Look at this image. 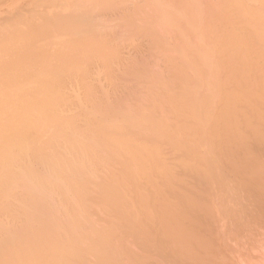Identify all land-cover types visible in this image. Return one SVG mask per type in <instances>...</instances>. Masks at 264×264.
<instances>
[{"label": "bare ground", "instance_id": "obj_1", "mask_svg": "<svg viewBox=\"0 0 264 264\" xmlns=\"http://www.w3.org/2000/svg\"><path fill=\"white\" fill-rule=\"evenodd\" d=\"M42 1L38 4L42 5ZM55 1L50 0L52 5ZM120 1L84 0L81 5L76 3L80 5L78 8L73 4L76 8L69 14L63 15L60 11L57 14L53 10L55 15L41 14L40 20L32 14L33 20L32 15L30 17L24 10L23 6L27 9V3L20 9L29 14V19L24 16L19 18L21 15L16 17L18 13L12 18L17 11L20 14L19 8L12 12L11 18L5 15L6 10L4 14L0 10L7 17L6 23L10 24L7 26L3 24L5 19H2L3 23L0 19L3 27L0 29V218L15 215L14 218L11 216V220L16 222L21 219L17 221L20 223L18 226L9 223L0 225L3 232L0 235V264H88L91 258H96L97 262L90 264H122L121 260L125 264H145L149 263V256L158 255L156 252V255L150 253L156 243L164 241L162 243L165 244L168 239L177 246L174 248L184 250V255L193 253L188 255L187 262L192 256H202L195 248L199 251L204 249L205 253L208 240L204 243L202 238L207 235L203 230L206 228L201 225L203 228L201 233L198 231L199 236V226L193 223L199 220H191L190 215L193 212L209 213L205 205L209 204L207 201L212 199V195L207 196L210 195L207 189L225 187L226 193L223 188L214 189L218 193L223 190L225 194L216 193L220 198L224 196L221 211L225 209L232 214L236 209L231 205L232 211L229 206L236 201L235 205H240V202L244 204L239 206L243 208L242 213H246V207L255 206L253 203L245 205L249 200L246 190V194H243L246 199L240 195L255 183L256 187L261 182L260 172H264V0H209L205 4L202 3L205 0H159L155 5L149 2L150 8L147 5V9L136 5L139 12H147V15H140L134 9L131 15L123 17L126 21L129 19L131 24L122 21V18L119 26L124 27L126 39H133L138 33L152 39L147 44L155 69L160 55L164 53L160 62L163 59V63L167 61V66L162 63L167 71L157 74L154 67L149 68L150 63L145 62L147 67H142L144 71L135 70L138 72L136 76L139 75L137 82L145 86L138 87H142L143 92L125 100L123 104L108 105L105 100L96 102L88 80L94 67L105 65L103 69L106 72L103 73L112 74L114 66H111V61L114 60L112 65L119 61L118 48L113 42L116 32L113 31L114 35L110 32L112 39L107 32L112 31L109 30L111 23H105L106 26L102 24L103 28L107 27L104 33L100 31L102 36L99 33L101 25L100 28L98 26L106 20L103 19L106 16L101 18V23L96 22L106 9L116 10L120 3L123 7L124 0ZM207 2H212V5L217 3L210 6ZM10 5L7 4V7ZM99 11L104 12L100 15ZM42 12L45 9L36 11ZM94 13L98 17L95 14L94 18ZM137 13L141 20L145 17L143 21L138 19L139 16L136 18ZM8 18L11 20L8 21ZM146 20L153 22L149 25L144 22ZM137 23H141L142 28L141 25L135 27ZM158 27L162 28L161 34ZM125 28L132 33L130 38ZM132 31L138 33L133 35ZM167 33H171V40ZM56 37L60 42L53 41ZM54 43L59 46L55 48ZM114 48H117V53ZM156 58L158 62L153 60ZM94 62H99L100 66L96 63L95 66ZM110 74L106 75L111 83L114 77ZM102 76L105 77L104 74ZM69 82L79 84V88L82 86L85 93V97L81 95L84 101L77 98L81 101H77L76 105H79L80 113L72 115L66 112L72 102V98L67 96V88L71 85ZM146 86L147 90H143ZM224 167H229L237 181L230 178L231 171ZM224 170L227 175L229 172L230 182L236 189L231 187L227 176L224 177ZM192 175L197 177L199 183L195 177L194 180L199 185L187 180ZM263 184L258 186L263 189ZM238 186L244 188L240 195L237 194ZM228 189L236 198L231 199L234 202L229 199L232 196ZM260 191L264 193V190ZM227 194L230 195L227 196L230 204L227 203ZM254 197L250 198L256 203L255 199L260 198ZM214 199L216 201L218 198ZM215 201H209L211 209H216L213 208L217 203ZM256 206L259 209L260 205ZM100 208L104 214L100 213ZM96 209L100 213L96 217L102 216V220L99 217L94 220ZM212 211L216 216V211ZM226 212H219V217L223 214L227 218L229 213ZM238 212L241 213V210L238 209ZM238 212L236 210L234 213ZM204 215L203 222L206 216L207 221L211 217L212 220L218 218L210 214L204 218ZM223 216L217 219L221 226ZM99 221H103L102 224ZM219 223L216 224L221 227ZM207 225L211 227L213 224ZM211 229H208L209 232ZM133 237L145 246L155 244L150 251L145 249L149 251V256L143 250L145 246L139 249L141 245L137 244L138 240L137 243L133 242L137 245L132 244L136 246L132 249H137L139 245L138 249L147 255L149 261L146 259L145 262L144 255L138 256L133 252L135 249L132 251L129 248ZM207 244L206 250L209 248ZM164 246L158 244L156 248ZM166 250L163 252L167 254ZM212 250L211 253L214 252ZM173 252L169 250V253ZM181 252L177 253L181 256L174 252L176 258L178 256V259L175 258L177 262L187 257ZM174 254L171 256L173 259ZM201 256L197 259L198 263L197 257L192 258L190 263L199 264L201 261L206 264L208 256L221 260V255L220 259L215 257L216 254ZM171 257L166 258L167 261ZM204 257L206 260H203ZM153 258L151 261L157 259ZM181 261L180 264H185ZM154 263L158 262L155 260Z\"/></svg>", "mask_w": 264, "mask_h": 264}, {"label": "rangeland", "instance_id": "obj_2", "mask_svg": "<svg viewBox=\"0 0 264 264\" xmlns=\"http://www.w3.org/2000/svg\"><path fill=\"white\" fill-rule=\"evenodd\" d=\"M1 1H3V2H5V3H3V2L0 3V7H1L0 10L2 11L3 14H4L5 10H6V12L9 11L11 14H10L9 12H7L8 14L5 12V15L8 16V17L12 15V12H16L17 9L19 8V10H20V14H19V11H17L16 13H14V14H13V17H12L13 19H14V15L18 13L17 15H15L16 17H19V16L21 15L19 18H22V16H24L25 18L27 17V18L29 19V14H30V17H31L32 14H34V15H36L35 18H38V20H40L41 18H39V15H41V14H43V15L45 14V15L51 16L52 14L55 15L54 13L57 12V11H60L63 15H64L65 13L69 14V11L72 12V10H74L76 7L78 8V6H80L81 4H83V3H81V2L84 1V0H75V1H74V0H72V1H71V0H66V1L63 0L62 2H61V0H59V3H58V0H57V1L54 0V1L56 2V3H54V5H52V2H50V0H49L48 2H47V0H46V1H45V0H43V1H42V0H37V2H35L34 0H12V1H9V0H7V1H6V0H1ZM1 1H0V2H1ZM14 1H15V3H14ZM29 1H31L33 4L30 3ZM33 1H34V2H33ZM39 1H42V2H41L42 5L38 4ZM124 1H125V0H124ZM124 1H123V3H124V4H123V7H121V6H122V3H120L118 9H116V10L114 9L115 11H114L113 9H110V8H109V9H106V11H107V10H108V11H110V10L112 11V12H111V11H110V12L107 11L108 14L106 13V11H105V12L103 11L104 14H106V15L102 14L103 12H100V11H99V12H100V15L102 14V16H101L99 19L97 18V20H99V21L96 20V21H97L96 23H98V22L101 23V20H102L101 18H103V16H106L105 18H103V19H106V20H103V22H102L101 24H99V26H98V27L100 28V25H101V28L99 29V33H100V31L104 33V31L106 30L105 28H107V27H105V26H106L105 23H106V24H108V23H109V24H110V23L112 24V25L110 24V26H111L112 29L107 25V26L110 28L109 30H112V31H107V32H109L108 34H110V32H111V33L114 35L115 33H114L113 31H115L117 35H116V34L114 35L115 40L113 41V40H111L112 37H113V35L111 36V34H110L111 39H109V40H111V41H113V42L115 43V45H114V44H113V45H114L115 47L118 48V49L116 48V49L118 50V55L121 56V57L119 56V58H117V60H119V61H117V64L115 63V64L112 65V62H114V60L111 61V66H114L113 69H112V72H113V73L111 72L112 74H110V72H107V73H109V74L112 76V78L114 77V78H113L114 81L112 80L111 83L109 82V78H108L109 76L107 77V75H106L107 73H103V72H106V70L103 69L104 67L106 68L105 65H104L103 67H102V65H101L100 68H98V66H97L96 69H95V67H94V69H95L96 71H95L94 69L90 70V73H91V71H92V74H90L91 77L89 76V78H91V79L88 80V81H89L88 83L90 84V86H91V88H92V90H93V97H94V99L96 100V102H99V101H103V100H105V101H106V104H108V105H115V104H118V102H119V103L121 102V103L123 104V102H125V100L127 101V99H129V98L132 99L133 96H135V95L137 96L138 93L143 92V91L141 90L142 87L138 89V87H140V86L143 85V84H140V85H139V82H137V80H138V76H139V75H138V76H136V75H137V73H138L137 71H140L141 69L144 71V69H146L147 65L144 64L145 62H146V63H150V64L148 65V66H150L149 68H151V67L153 66V67H154L153 69L155 70L154 72H156L157 74H158V73H162V72L167 71V69L164 70V68H163L164 65L167 63V61L165 60V61H166V62H164L165 64L163 63L164 59H163V61L160 62V60L162 59V57L165 55L164 53L161 54V55L164 54L163 56L160 55L161 59L159 60V62L157 61V60H158V59H157L158 57H157L156 59H153V60H156V61L158 62V63L156 64L157 67H156V69H155V66H154V65H155V62L152 61V58H151V55H150V51H151V50H149V47H148L149 45L147 44L148 41L151 42L152 39H149V38H147V37L145 38L144 36H142L143 33L139 35L138 32H134V31H132V32H134L133 35H134L135 33H138L139 36L136 34L137 37H136V36H135V37L132 36L133 39H126V31L124 30V27H121L122 25L119 26V24L121 23V22H120L121 19H122L123 17H125L127 14H130L131 11L134 12V9L137 10V8H138L139 6L142 7L143 9L146 7V9H147V5L149 4V2H153L154 5H155V3L158 2L159 0H139V2H138V0H137V2H136V0H132V1H131V0H129V1L127 0L126 3H125ZM133 1H134V2H133ZM141 1H142V2H141ZM144 1H145L146 3H145ZM160 1H161V0H160ZM162 1H163V0H162ZM199 1H200V0H199ZM202 1H203V0H201V2H202ZM206 1H209V0H205V1L202 2V3L205 4ZM214 1H215V0H214ZM49 2H50L51 4H50ZM67 2H68V4H67ZM69 2H70L71 5H69ZM72 2H74V3H72ZM120 2H122V0H121ZM131 2L134 3V4H132ZM212 2H213V1H212ZM212 2H211V4H209L208 2H207V3L211 6V5H212ZM16 3H17V4H16ZM24 3H27L28 6L30 5V8H28V6H27V9H26L25 6H23L24 10L27 11L29 14H28L27 12L23 11L22 9H20V6L22 7V5H24ZM29 3H30V4H29ZM43 3H45V4L48 3L47 5L49 6V8H48L47 5H46V6H47V7H46L45 4H43ZM64 3H66L69 7L63 5ZM76 3H77V4H80V5L77 6ZM117 3H118V2H117ZM127 3H128V4H127ZM135 3H136V4H135ZM214 3L216 4L217 2H214ZM3 4H4L5 6H4ZM7 4H9V5L11 4V5L7 7ZM13 4H14V6H13ZM73 4H75L76 7H75ZM125 4H126V5H125ZM138 4H139V5H138ZM215 4H213V5H215ZM16 5H17V6H16ZM35 5H36V8H37V9H35ZM39 5L42 6L43 8H42V7H39ZM50 5H51V6H50ZM55 5H56V7H55ZM58 5H59V6H60V5H61V6L63 5V6H62L63 8H61V7L59 8ZM128 5H130V6H128ZM136 5H138V7H137ZM154 5H153V7L155 8ZM209 5H208V6H209ZM213 5H212V6H213ZM44 6H45L46 8H44ZM57 6H58V7H57ZM131 6L134 7V8L132 9ZM148 6H149V8H150V5H148ZM3 7H4V8H3ZM31 7H34V8H33L34 10H33ZM135 7H137V8H135ZM10 8H12V9H11L12 11H11V10H8V9H10ZM16 8H17V9H16ZM41 8H42V10H41ZM57 8H58V9H57ZM119 8H120L121 10H119ZM151 8H152V6H151ZM14 9H15V10H14ZM43 9H45V12H46L47 14H46L45 12H44V13H43V12H42V13H36V11H39V10H40V12H41V11H43ZM60 9H62V11H61ZM63 9H64V10H63ZM67 9H68V11H67ZM122 9H123V10H122ZM129 9H130V10H129ZM146 9H145V11H146ZM28 10H29L30 12H32V13H30ZM31 10H33V11H31ZM53 10H55V12H54ZM125 10H126L127 12H126ZM138 10H139V9H138ZM138 10H137V12H139ZM152 10H153V9H152ZM1 11H0V16H1L2 18H0V19H1V21H2V19H5V20H4L5 22L2 21L1 23L4 22L3 24H5V25L8 24L7 26H9L10 24H9V23H6V22H7V20H6L7 17L5 18V16L2 15ZM121 11H122L123 13H122ZM140 11H141V9H140ZM150 11H151V10H150ZM150 11H149V12H150ZM33 12H34V13H33ZM118 12H119V13H118ZM120 12H121V13H120ZM124 12H126V13H124ZM141 12H142V11H141ZM141 12H139L140 15L142 14ZM153 12H155V11H153ZM153 12H152V14H153ZM21 13H24V14H21ZM110 13H111V14H110ZM113 13H114V14H113ZM144 13H146V15H147V12H143V14H144ZM27 14H28V15H27ZM57 14H58V12H57ZM59 14H60V13H59ZM95 14H96V13H94L93 16H94ZM118 14H119V15H118ZM123 14H124V15H123ZM131 14H132V13H131ZM131 14H130V15H131ZM143 14H142V15H143ZM18 15H19V16H18ZM96 15H97V14H96ZM96 15H95V16H96ZM110 15H111V16H110ZM144 15H145V14H144ZM148 15H151V13H150V14L148 13ZM93 16H92V18H93ZM95 16H94V18H95ZM107 16H108V17H107ZM113 16H114L115 18H114ZM117 16H118V17H117ZM138 16H139V15H138V13H137L136 18H137ZM153 16H154V15H152V17H153ZM24 17H23V18H24ZM96 17H98V15H97ZM109 17H110V19H109ZM128 17H129V16H128ZM142 17H143V16H142ZM146 17L148 18V17H150V16H146ZM9 18H11V17H9ZM9 18H8V21L11 20V19H9ZM94 18H93V19H94ZM116 18H117V19H116ZM126 18H127V17H126ZM144 18H145V17H144ZM144 18L141 20V19H140V16L138 17V19H139L140 21H143ZM153 18H154V17H153ZM13 19H12V21H13ZM17 19H18V18H15V20H17ZM32 19L34 20V16H33V15H32ZM149 19H150V18H149ZM149 19H147V20L149 21ZM108 20H110V21L108 22ZM119 20H120V21H119ZM124 20H125V18L122 19V21H124ZM128 20H129V19H128ZM128 20H127V21H128ZM131 20H133V19H131ZM147 20L144 21V22H147ZM154 20H155V19H154ZM106 21H107V22H106ZM125 21H126V20H125ZM127 21H126V23H127ZM119 22H120V23H119ZM128 22H129V24H131L130 21H128ZM136 22H137V20H136ZM138 22H139V21H138ZM151 22H153V21L151 20L150 23H151ZM10 23H11V22H10ZM126 23H125V24H126ZM134 23H135V20H134ZM147 23H149V22H147ZM150 23H149V25H150ZM102 24L105 25L104 28H103ZM121 24H122V23H121ZM133 25H135V24H133ZM137 25H139V23H137L135 27H137ZM140 25H141V23H140ZM140 25H139V27H140ZM145 25H146V23H145ZM114 26H115V27H114ZM143 26H144V24H143ZM153 26H158V25H153ZM5 27H6V26H5ZM127 27H128V26H127ZM147 27H148V26H147ZM2 28H3V27H1V25H0V29H2ZM131 28H132V27H131ZM141 28H142V25H141ZM141 28H140V29H141ZM125 29H127V28H125ZM128 29H130V27H129ZM128 29H127V30H128ZM144 29H145V27H144ZM144 29H143V30H144ZM146 29H147V28H146ZM146 29H145L144 31H146ZM155 29H156V28H155ZM157 29H159V27H158ZM161 29H162V28H161ZM161 29H159V30H161ZM133 30H135V29L133 28ZM137 30H139V29L137 28ZM159 30H156V31H159ZM124 31H125V32H124ZM139 31H140V30H139ZM152 31H154L153 28H152ZM107 32H105L106 35H108ZM119 32H120V33L122 32L121 35H120ZM123 32H124V33H123ZM140 32H141V31H140ZM146 32H147V31H146ZM146 32H145V33H146ZM160 32L162 33V30L159 31V33H160ZM118 33H119V34H118ZM130 33H131L130 30H128L127 34H130ZM148 33H149V31H148ZM159 33H158V34H159ZM161 33H160V34H161ZM100 34H101V33H100ZM131 34H132V33H131ZM131 34L129 35V38L131 37ZM153 34H154V33H153ZM167 34H168V33H167ZM170 34H171V33H169L167 37L170 38V36H169ZM101 35L103 36V34H101ZM106 35L104 34V36H106ZM150 35H151V34H150ZM145 36H146V34H145ZM147 36H149V35H147ZM172 36H173V38H175L174 35H172ZM172 36H171V37H172ZM117 37H118V38H117ZM127 37H128V36H127ZM57 38H58V39H57ZM114 38H113V39H114ZM169 38H168V39H169ZM119 40H121V41H119ZM170 40H171V38H170ZM170 40H168L169 43L171 42ZM53 41H55V42L59 41V42H60V39H59V37H56V38L53 39ZM116 41H117V43H116ZM146 41H147V42H146ZM174 41H175V39H174ZM113 42H112V43H113ZM171 43L174 44L175 42H173V40H172ZM120 44H121V45H120ZM151 44H152V43H151ZM53 45L55 46V48H57V46H59V44H55V43H54ZM56 45H57V46H56ZM118 45H119V46H118ZM123 45H124V46H123ZM54 46H53V48H54ZM114 46H113V47H114ZM150 47H151V46H150ZM141 48H142V51H141ZM151 48H152V47H151ZM114 49H115V48H114ZM116 49H115V50H116ZM120 49H121V50H120ZM117 50H116V53H117ZM153 50H155V49H153ZM157 51H158V50H156L155 52H157ZM159 51H160V50H159ZM151 53H152V52H151ZM126 54H127V55H126ZM153 54H154V53H153ZM116 55H117V54H116ZM118 55H117V56H118ZM149 55H150V56H149ZM117 56H116V57H117ZM142 57H143V58H142ZM165 57H166V56H165ZM114 58H115V57H114ZM153 58H154V55H153ZM144 59H145V60H144ZM166 59H167V57H166ZM132 60H133V61H132ZM115 61H116V58H115ZM142 61H143V62H142ZM95 63L98 64V65L100 66V63H99V62H98V63H97V62H94L93 64L95 65ZM134 63H135V64H134ZM139 63L142 64V65H140ZM162 63H163L164 65H163ZM93 64H92V65H93ZM92 65H91V67H92ZM94 65H93V66H94ZM145 65H146V67L144 68L143 66H145ZM95 66H96V65H95ZM129 66H130V67H129ZM138 66H139V67H138ZM166 66H167V64H166ZM137 67H138V69H137ZM142 67H143L144 69H143ZM159 67L162 68V69H160ZM92 68H93V67H92ZM168 68H169V67H168ZM98 69H99V70H98ZM116 69H117V70H116ZM129 69H131L132 71H130ZM151 69H152V68H151ZM97 70H98V71H97ZM135 70H137V71H135ZM142 70H141V71H142ZM149 70H150V69H149ZM108 71H109V70H108ZM115 71H116V72H115ZM128 71H129V73H127ZM152 71H153V70H152ZM93 72H94V73H93ZM122 72H123V74H122ZM131 72H132V73H131ZM102 73L104 74L105 77L102 76V75H103ZM114 73H115V74H114ZM125 73H126V74H125ZM149 73H150V72H149ZM124 74H125V75H124ZM131 74H132L133 76H132ZM140 74H143V73L141 72ZM163 74H164V73H163ZM113 75H114V76H113ZM111 76H110V77H111ZM126 77H127V78H126ZM129 77H130V78H129ZM133 77H134V78H133ZM89 78H87V79H89ZM112 78H111V79H112ZM141 78H142V77H141ZM111 79H110V80H111ZM118 79H119V80H118ZM143 79H144V78H143ZM91 80H92V81H91ZM98 80H99V82H98ZM116 80H117V81H116ZM123 80H124V81H123ZM96 81H97V82H96ZM73 82H75V80H74ZM73 82H72V83H73ZM102 82H103V83H102ZM69 83H71V82H69ZM72 83H71V85L69 84V86H68V88H67L68 91L66 90L67 92H69V93L67 94V96L69 95V97L72 98V99H71L72 102H71L70 105H69L70 107L68 106V109H67V111H66V112H68L67 114H70V115H72V114H74V113L76 114V113H78V112L80 111V109H79V107H78L79 105L76 106V105H77V101H78L77 98H79V99L81 98V100H82V99L85 97V96H84L85 93H83V88H82V86L80 87V88H82V89H80V88H79V84H77V83L75 84V83H74V85H72ZM142 83H143V82H142ZM107 84H108V85H107ZM112 84H113V85H112ZM115 84H116L117 86H116ZM136 84H137V85H136ZM75 85H76V86H75ZM92 85H93V86H92ZM102 85H103V86H102ZM145 85H146V84H145ZM70 86H71V87H70ZM73 86H74L75 88H74ZM77 86H78V87H77ZM94 86H95V87H94ZM143 86H144V85H143ZM144 87H145V86H144ZM101 88H103V89H101ZM105 88H106V89H105ZM108 88H109V90H108ZM133 88H134V89H133ZM69 89H70V90H69ZM96 89H99V90H96ZM112 89H113V92H112ZM116 89H117V90H116ZM131 89H132V90H131ZM95 90H96L97 92H96ZM101 90H102V91H101ZM106 90H107V92H106ZM121 90H122V91H121ZM143 90H147V86H146V89H143ZM148 90H149V89H148ZM71 91H72V92H71ZM94 91H95L96 93H95ZM104 91H105V92H104ZM108 91H109V92H108ZM114 91H115L116 93H114ZM67 92H66V93H67ZM100 92H101L102 94H101ZM144 92H145V91H144ZM72 93H73V94H72ZM74 93H77V94H74ZM81 93H82V94H81ZM98 93H99V94H98ZM129 93H130L131 95H130ZM134 93H135V94H134ZM79 94H80V96L83 95L84 97H82V96L79 97ZM97 94L99 95L100 98L98 97ZM117 94H118V95H117ZM127 94H128V95H127ZM100 95H102V96H100ZM111 95H112L113 97H112ZM140 95H141V94H140ZM72 96H73V97H72ZM77 96H78V97H77ZM103 96H104V97H103ZM106 96H107V97H106ZM110 96H111L112 98H111ZM138 96H139V95H138ZM95 97H96V98H95ZM125 98H126V99H125ZM139 98L142 99V97H139ZM74 99H77V100H74ZM118 99H119V101H118ZM136 100H137V97H136ZM73 101H76V102H74L75 104L73 103ZM79 101H80V100H79ZM79 101H78V102H79ZM82 101H84V99H83ZM109 101H110V102H109ZM128 101H130V100H128ZM80 102H81V101H80ZM112 102H113L114 104H113ZM130 102H131V101H130ZM130 102H129V103H130ZM133 102H135V101H133ZM71 104H72V105H71ZM81 104H82V103H81ZM127 104H128V102H127ZM131 104H132V103H131ZM86 106H87V105H86ZM86 106H83L82 108H84V107L86 108ZM72 107H73V108H72ZM70 108H71V109H70ZM68 110H69V111H68ZM77 110H78V111H77ZM74 111H75V112H74ZM79 113H80V112H79ZM81 123L83 124V122H81ZM262 162H264V161L262 160ZM224 169H226V170L228 171V170H229V167H228V168H225V167H224ZM230 169H231V168H230ZM226 170H224L225 173L227 172ZM245 170H246V169H245ZM229 171H231V170H229ZM231 172H232V171H231ZM231 172H230V174H231L230 178H231V179H234V178H235L236 180L234 179V182L237 181V178L234 177V173H233V172L231 173ZM222 173H223V171H222ZM225 173H224V174H225ZM260 173L264 176V172L261 171ZM105 174H106V173H105ZM232 174H233V176H232ZM102 175H103V174H102ZM228 175H229V172H228ZM228 175H227V173H226L225 176H224V175H223V176H224V177L227 176L228 178L226 177V179H229L228 182H230V178H229ZM262 175H260V177H259V179L261 180V182H260V180L257 182V183L260 182L261 184L259 183V184H257V186L255 187V185H256V183H255V184H253L254 187H253V185L250 186V187H248V188L246 187V188L248 189L249 192L247 191V189H244L243 186H242V187L238 186V188L240 187L241 189L239 188L240 193H239V191H238V193H237V194L240 195L241 192H242V190L244 189L243 191L245 192V190H246V192H247V194H248V196H249V197H248L249 200H250L251 198H253V196H255V197H259L260 199H258V198L255 199V197H254V199L257 201L256 203H255V201H252V199H251L250 201L247 200V202H245V205L249 206L251 203H253V204L255 205V206H253V207H255V209H254L253 207H252V208H253L255 211H256V210H259L260 212H258V211H256V212H255V211H252L253 209L251 208V205H250L249 207H250L251 209H249V207H248V209H249V210H248L247 207H246V209H245V211L247 210L246 213H245L244 211H243V213H242V209H243V208H240L239 206H240L241 204H242V206H244V204L240 202V205H239V203H238V204H237V205H238V208H237V205H235V203L238 202V201H236V202L234 203V205H233L232 203L230 204L229 202H230V200L233 198L234 194L231 195V194H232V191H230V190L228 189V192H229L230 195L232 196L231 198H229V199H230V200H229L228 197H229L230 195H229V194L226 195V198H227V201H228L227 203L230 204V206H229L230 208H229V207H228V208H229L230 210H232V211H233V209H236L237 212H238V209H240V210H241V213H242V214L239 213V212H238V213H234V212H236V210H234V212H233V213H234V216H231V215L233 214V213H232V214L229 213V212H231V211H227L229 214L225 211V209H224L223 211H221V210L223 209V208H222V207H223V206H222V203H223V199H222V198L225 196L224 193L227 192V191L224 189L225 187H218V186H217V187L219 188V189L217 188L218 190H220V189L223 188L224 191H225L224 193H223V190L220 191V193L222 192V195L224 194V196L221 197V198H220V195H221V194L218 193L219 191H216V192L214 191V189H216V188H214L215 186H214V187H211V188H214L213 190L209 188V189H210V190H209L210 192H209L208 189H207L206 192H208V193L210 194V195H207V196L210 197V196L212 195V199H210V200H211V203H213V202L215 201V199H214V201H213V198H214V197H215L216 199L218 198V199H220V200L222 201L221 203H219V200H218V199H217L218 202H217V200L215 201V203H216V202L219 203L220 210L218 209L219 206H218V208H217V206H216V205H218L217 203L214 204V205L212 204V205H213V208H216V209H211V208H212V207H211V203L209 202L210 200H208L207 202H208L210 205L207 204V202H206L205 204H207V205H205V210L207 211V209H208L207 212H209V213H208V214H207V213H201V214H200V212H197V214H196V212H193V213H192L193 217H191L192 215H190V218H192L191 220L194 219V221H195L196 218H198V219H196L197 221L199 220L198 223L192 221L193 223H195V225L197 224V226H199V227H198L199 229L197 230V233H198V231H200L203 227L206 228V229H203L204 231H206V232H204V233H206L207 235H206V234H205V235H206L207 237L210 235L211 237L207 239V237L204 235L203 230H202V234L205 236L206 240H205V238H202V237H204L203 235H202L201 238H202V240L204 239V240H203L204 243H205L207 240H208L207 243H208L209 241H210V243L212 242L211 244H210V243H208V244L206 243V244L209 246V248H208L207 250L210 252V250L213 249L212 252L214 251L215 253H214V252H213V253L210 252L211 254L206 253V252H208V251L206 250V244H205V253H204V249H201V251H203V252H201V251H199V250H197V249L195 248V250L198 251L197 253H202V256H201V255H198V256L196 255V256H194L195 258L197 257L196 260L199 259V256H201V257H203L204 255H207V256H208V255H211V256H213V254H214V255L216 254V256H215L216 258H218V257L221 255V256H220V257H221V260H220V261H219L218 259H215L214 257H213L214 259H212V257H210V256H208L207 260H206V257H204L203 260H206V261H207V262L205 261L206 264H209L210 262H212V263H210V264H264V193H262L263 191H260V190H264V184H263V180H264V179L262 178V177H263ZM192 177H193V179H190V178H192ZM192 177H189V179H187V180H192V181L194 182V184H195L196 180H197V182H198V179H197V177H195V175H192ZM194 177H195L196 180H194ZM232 177H233V178H232ZM192 181H190V183H192V186H193L194 184H193ZM232 181H233V180H232ZM197 182H196V184L199 185V184H198L199 182H198V183H197ZM188 183H189V182H188ZM190 183H189V185H191ZM229 184H231V182H230ZM232 184H233V183H232ZM232 184H231V187H234ZM262 184H263V189H261V187L258 186V185H262ZM194 186H195V185H194ZM194 186H193V188H194ZM189 187H191V186H189ZM227 187H228V185L226 186V189H227ZM244 187H245V186H244ZM252 187H253V189H252ZM191 188H192V187H191ZM234 188L236 189V187H234ZM238 188H237V189H238ZM242 188H243V189H242ZM254 188H255V189H254ZM217 189H216V190H217ZM251 189H252V190H251ZM257 189H258V190H257ZM231 190H232V189H231ZM255 190H256V191H255ZM233 191H235V190H233ZM235 192H236V191H235ZM244 192L242 193V195H240V196L242 197V199H246L245 197L243 198V194H246V192H245V193H244ZM251 192H253V194H254V193H255V194L252 195ZM208 193H207V194H208ZM216 193H217V194H220V195L218 196ZM256 193H257L258 195H259V194H260V195L258 196ZM261 193L263 194V196H262ZM237 194H236V195H237ZM213 196H214V197H213ZM227 196H228V197H227ZM261 196L263 197V200L261 199V198H262ZM209 197H208V198H209ZM241 197H240V199H241ZM250 197H251V198H250ZM234 198H235V197H234ZM234 198H233V199H234ZM224 200H225V199H224ZM235 200H236V198H235ZM260 200H261V201H260ZM225 201H226V200H225ZM231 201L234 202L233 200H231ZM239 201H241V200H239ZM242 201H245V200H242ZM251 201H252V202H251ZM249 202H250V203H249ZM262 202H263V203H262ZM227 203H226V204H227ZM247 203H249V204H247ZM224 204H225V203H224ZM226 204H225V205H226ZM256 204H257L258 206L260 205V206H259V209H258V207L256 206ZM231 205H232V208H233V209L231 208ZM206 206H207V207H206ZM215 206H216V207H215ZM226 206H227V205H226ZM233 206H235V207H233ZM224 207H225V206H224ZM221 208H222V209H221ZM244 208H245V207H244ZM256 208H257V209H256ZM261 208H262V209H261ZM209 209H211V210H210L211 212L209 211ZM217 209H218L219 212H221V213H222V212H226V214H228V215H227V218L224 217L223 214H222L223 219H222L221 223H222V225L224 226V229H223V226H221V224H220L219 221L217 220V219L220 218V217L222 218V216L219 217V214H220V213L217 211ZM226 209H227V208H226ZM260 209L263 210V211H261ZM212 210L216 211V216L213 215L215 212L212 214V212H213ZM227 210H228V209H227ZM98 211H99V210L96 209V215H95V219H94V220H96V218H98V217H99L98 219H100V220H102V218H103L102 216H101V218H100V216L96 217L97 215H100V213H101V208H100V213H99ZM97 212H98V213H97ZM253 212H255V213H253ZM244 213H245V214H244ZM248 213H249V214H248ZM252 213H253V214H252ZM101 214H104L103 211H102ZM195 214H196L198 217H197ZM198 214H200V215H198ZM204 214H206V215H209V214H210V215H212L213 217H218V218H215V219L213 218V220H215V221H213V220L211 219L212 217L209 216V217H211V218H209L210 221H207V220H208V216H206V215H204ZM226 214H224V215H226ZM238 214H239V215H238ZM256 214H257V215H256ZM2 215H3L2 217L4 218L5 215H4V214H2ZM203 215H204V218L207 217V219H205L206 221L204 220L205 223L203 222V219H202V216H203ZM237 215H238V216H237ZM248 215H249V216H248ZM6 216H7V215H6ZM8 216H10V215H8ZM8 216H7V217H8ZM11 216H13V215H11ZM11 216H10L9 219H8L7 217H5L6 220H5V218H4V219H1V218H0V225L3 224V226H4V224H6V223H9L8 225L11 224L12 226H16L17 224L19 225L20 223H18V222H19V220H21V219H19L20 217L18 218L19 220H17L18 222H17V221L15 222V220H14V221L11 220V219L14 218L15 215L13 216V218H11ZM18 216H19V215L17 214L16 217H18ZM205 216H206V217H205ZM230 216H231V218H230ZM0 217H1V215H0ZM232 217H233V218H232ZM242 217H243V218H242ZM225 218H226L227 220H228V219H229V220H228V221H227V220H224ZM15 219H16V218H15ZM200 219H201L202 224L200 223ZM230 219H231V220H230ZM248 219H249V220H248ZM255 219H256V220H255ZM262 219H263V220H262ZM219 220H220V219H219ZM234 220H235V221H234ZM260 220H261V221H260ZM97 221H98V220H97ZM97 221H95V222L98 223ZM223 221H224V224H223ZM233 221L235 222V224H234ZM241 221H242V222H241ZM245 221H246V222H245ZM20 222H21V221H20ZM102 222H103V221H102ZM102 222L99 221V224H100V223L102 224ZM206 222H207V224H209V225H210L211 222H212L213 225H211V227H207L208 225L206 224ZM214 222H215V224L218 222V223L220 224L221 227H218L219 225L217 226V224L215 225ZM247 222H249V225H248ZM228 223H229V224H228ZM230 223H231V224H230ZM256 223H257L258 225H256ZM199 224H200V225H199ZM203 224H204V225H203ZM233 224H234V225H233ZM250 224H251V225H250ZM8 225H7V226H8ZM18 225H17V226H18ZM201 225H202L203 227H202ZM205 225H206V226H205ZM225 225H227V226H225ZM230 225H233V226H230ZM241 225H242V226H241ZM252 225H253V226H252ZM260 225H261V226H260ZM1 226H2V225H1ZM7 226H6V227H7ZM213 226H216V227H213ZM201 227H202V228H201ZM217 227H218V228H217ZM225 227H226V228H225ZM227 227H228L229 229H228ZM233 227H236V228H233ZM245 227H246V228H245ZM254 227H255V228H254ZM257 227H258L259 229H258ZM210 228H212L211 231H210L211 233L209 232ZM216 228H217L218 231L216 230ZM0 229H1V228H0ZM208 229H209V230H208ZM213 229H214V230H213ZM227 229L230 230V233H228L229 231H228ZM231 229H233V230H231ZM245 229H246V230H245ZM215 230H216V231H215ZM221 230H223V231L221 232ZM235 230H236V231H235ZM207 231H208L209 233H207ZM213 231H214V232H213ZM227 231H228V232H227ZM231 231H233V232L231 233ZM241 231H242V232H241ZM243 231L246 232V233H243ZM261 231H262V232H261ZM212 232L214 233L215 236L212 234ZM219 232H220V233H219ZM0 233H1V230H0ZM2 233H3V232H2ZM2 233H1L0 235H2ZM200 233H201V231H200ZM200 233H198L199 236H201ZM221 233H222V234H221ZM225 233H227V234H226L227 236L225 235ZM234 233H235V234H234ZM218 234H221L222 236L220 235V236H221V237H220ZM223 234H224L225 237L223 236ZM238 234H239V235H238ZM241 234H242L243 236H242ZM212 235H213V236H212ZM218 236H219V237H218ZM0 238H1V236H0ZM130 239L132 240V238H130ZM130 239L127 240L129 245H130L129 242L131 241ZM209 239H210V240H209ZM137 240H138V239H137ZM137 240H136V238L134 239V237H133V241H131V246H129V245L127 244V245L129 246V248H130L132 251L135 249L136 252H135V251H133V252L136 253V254H138V256H139V255H142V256H143V255H144V252H145L146 254L148 253V256L150 255V253L152 254V252H153V255H156V254H155V252H156V253L158 254V255H156L157 257H156V256H153V255H152V256H153L154 258H157L158 260H157V259H154L153 257H152V258L154 259V260H153L154 262H155V260H156V262H158L159 264H163V261H162V260H164V263H165V264H168V263L171 264V262H170V261H172L171 258L173 259V257H171V256L174 254V252H176L175 254H176V255H179V256H181V255H180V254H177L178 251H179V252L182 251L181 254L183 253V255H184V252H185L184 250L176 249L177 246H176V245L174 246V243H173L172 241L169 242V241H170L169 239H168V242H166L165 244L162 243V242H164V241L158 243V244H160V247L165 245V246H164L165 248H164V247L161 248V249H163V250H161L159 247L156 248V245H158L157 243H156V245H155V244H152L153 247H154V245H155V248H154V250H152V251H150L151 248L153 249L152 245H150L151 247H150V246H145L144 244H139V243H142V242H139V240H138V243H137ZM165 240L167 241V239H165ZM217 240H218V241H217ZM233 240H234V241H233ZM134 241H135L137 244L141 245V247L138 245L137 249H136V248L132 249V247H136V246H132V244H133V245H134V244L137 245L136 243H133ZM161 243H162L163 245H162ZM170 243H171V244H170ZM172 243H173V244H172ZM215 243H216V244H215ZM231 243H232V244H231ZM166 244H167V245L169 244V245L167 246ZM209 244H210V245H209ZM212 244H213V245H212ZM226 244H227V245H226ZM170 245H171V246H170ZM172 245H173V247H172ZM228 245H229L230 247H229ZM142 246H143V247L145 246V248L143 249ZM166 246H167V247H166ZM208 246H207V247H208ZM212 246H213V247H212ZM139 247H140V248H139ZM169 247H170V248L172 247V249H173L174 247H176V248H174V252H173V250L170 249ZM216 247L219 248V249H217ZM138 248H139V249L142 248L143 250H145L146 248H148L149 251H150V253H149V251H146V250L143 252L142 250H139ZM167 248H169V250L172 251L173 254H172V253H169V250H168ZM192 248H194V247H192ZM200 248H201V247H200ZM200 248H199V249H200ZM203 248H204V246H203ZM166 249H167V250H166ZM209 249H210V250H209ZM215 249H216L219 253H218ZM233 249L235 250V252H234ZM137 250H139V251L142 252V253H141V254H140V252L138 253ZM157 250H158L159 253L157 252ZM160 250H161V251H160ZM165 250H166L167 254H166L165 252H163V251H165ZM230 250H231L232 252H231ZM191 251H192V249H191ZM196 251H195V252H196ZM220 251H221V252H220ZM162 252H163V253H162ZM195 252H194V254H197V253H195ZM160 253L162 254V256H159V255H161ZM164 253H165L166 255H168V254H169V255H168L167 257H165L166 255H165ZM186 253H187V252H186ZM203 253H204V254H203ZM217 253H218V254H217ZM175 254H174V259H173V260H174V262H177V261L175 260V258H176V255H175ZM190 254H193V253H189L188 255L190 256ZM219 254H220V255H219ZM186 255H187V254H186ZM186 255H184V256H186ZM188 255H187L186 258H181V257H179V258H181V259L183 260V263H185V264H194V263H190V262H192V258H194L192 255H191L192 258H190L191 260H188L189 262H188V261L186 262V260H187V258H188ZM90 256H93V257H94V255H90ZM90 256H89V257H90ZM144 256H145L144 259H145V262H146V259H147L146 256H147V255H144ZM158 256H159L160 258L162 257V258H164V259L161 258V260H159L160 258H159ZM163 256H164V257H163ZM89 257H88V259H90ZM149 257H150V256H149ZM149 257H148V259H149L150 261L147 259V261H149V263H148V262H146V263H147V264H150V263L153 264L154 262L151 261L152 258H151V257L149 258ZM168 257H171L170 260H168L169 262L167 261ZM182 257H183V256H182ZM209 257H210V259H209ZM220 257H219V259H220ZM224 257H225V258H224ZM94 258H95V257H94ZM140 258H141V256H140ZM166 258H167V259H166ZM195 258H194V259H195ZM176 259H178V256H177ZM181 259L177 262V264H178V263L180 264V263L182 262ZM141 260H143V259H141ZM196 260H195V261H196ZM209 260H210V261H209ZM213 260H214L215 262H214ZM224 260H225V261H224ZM93 261H94V263H95V262H97V259H96V258H95V259L91 258L90 260H88V262H90V263H91V262L93 263ZM121 261H122V264H125V263H123L124 260H121ZM126 261H128V260H125V262H126ZM161 261H162V262H161ZM166 261H167V263H166ZM180 261H181V262H180ZM208 261H209V262H208ZM118 262H120V261L118 260ZM143 262H144V261H143ZM174 262H173V263H174ZM193 262H194V260H193ZM198 262H199V261L197 260V263H198ZM90 263H88V264H90ZM146 263H145V264H146ZM158 263H154V264H158ZM173 263H172V264H173ZM197 263H195V264H197ZM200 263H203V264H204V262H201V261H200ZM200 263H199V264H200ZM96 264H97V263H96ZM118 264H119V263H118ZM120 264H121V262H120ZM126 264H127V263H126ZM140 264H141V263H140ZM174 264H176V263H174Z\"/></svg>", "mask_w": 264, "mask_h": 264}]
</instances>
